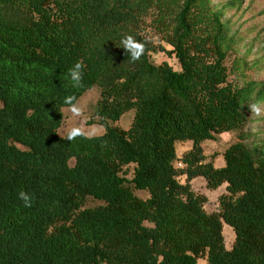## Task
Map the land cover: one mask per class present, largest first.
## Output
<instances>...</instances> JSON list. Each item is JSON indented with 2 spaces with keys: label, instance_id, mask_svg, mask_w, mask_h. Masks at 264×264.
<instances>
[{
  "label": "trees",
  "instance_id": "16d2710c",
  "mask_svg": "<svg viewBox=\"0 0 264 264\" xmlns=\"http://www.w3.org/2000/svg\"><path fill=\"white\" fill-rule=\"evenodd\" d=\"M246 1L0 0V264H264V141L246 130L264 80L230 63L242 37L232 12ZM127 35L145 44L138 61ZM160 52L180 69L157 63ZM94 87L105 131L70 142L64 99ZM131 111L129 128L115 125ZM232 131L216 167L203 143ZM197 177L227 184L218 211L205 209Z\"/></svg>",
  "mask_w": 264,
  "mask_h": 264
},
{
  "label": "rangeland",
  "instance_id": "374dc122",
  "mask_svg": "<svg viewBox=\"0 0 264 264\" xmlns=\"http://www.w3.org/2000/svg\"><path fill=\"white\" fill-rule=\"evenodd\" d=\"M226 0H214L216 3H222ZM236 13L234 17L235 29L241 34L240 45L237 46L236 51L230 59V63L234 62V66H239L240 73L244 74L245 79L264 80V0H247L242 9L234 10ZM230 16H232L230 14ZM158 38H156V41ZM167 49L171 47L164 44ZM157 63L167 61L175 70L180 69L178 60L174 56H169L164 52L155 54L153 56ZM260 62V69H255V63ZM237 74V73H236ZM234 74V76H236ZM100 98V89L94 87L88 90L77 101L78 105L82 108L81 117H73L69 111V106L62 108L64 116L63 124L59 129L60 136H65L67 130L73 125H80L88 131L91 136L104 133V127L98 123V118L95 117L94 111ZM134 112L125 113L115 125L122 128H129L133 121ZM250 133L252 139L257 141H264V114L257 117L252 115V120L246 128ZM238 139V131L224 132L218 135L215 140H207L203 143L204 153L207 156V161H212L216 167L225 165L223 153L225 149ZM192 148L191 141L179 142L177 144V154L179 161L182 160L184 154ZM179 164V163H178ZM180 180L185 182V176ZM226 185L223 184L218 189L212 190L207 187L204 177H197L192 181V187L195 192L207 196L208 201L205 204L207 212L212 213L219 209V198L222 194L226 193ZM135 193L146 199L149 193L144 190H135ZM101 202L90 199L87 207H95ZM235 231L231 226L224 222V237L226 246L231 249L235 241ZM205 260H200L199 264H205Z\"/></svg>",
  "mask_w": 264,
  "mask_h": 264
},
{
  "label": "clouds",
  "instance_id": "9594fccd",
  "mask_svg": "<svg viewBox=\"0 0 264 264\" xmlns=\"http://www.w3.org/2000/svg\"><path fill=\"white\" fill-rule=\"evenodd\" d=\"M123 49L130 56L131 61H138L145 51V44L141 41L136 40L132 35H127L121 40ZM83 68L84 65L77 61L73 67L68 70V77H70L73 88H80L83 86ZM64 103L69 106V111L73 117L82 116V108L76 102L74 95L66 96ZM248 109L251 115L261 116L264 114V101H258L256 103L248 105ZM78 138H91V134L80 125H73L66 132V139L70 142L76 141ZM18 198L22 202L24 207H31L33 202V196L31 193L26 191H20Z\"/></svg>",
  "mask_w": 264,
  "mask_h": 264
},
{
  "label": "crops",
  "instance_id": "0c3cea01",
  "mask_svg": "<svg viewBox=\"0 0 264 264\" xmlns=\"http://www.w3.org/2000/svg\"><path fill=\"white\" fill-rule=\"evenodd\" d=\"M206 264V263H205Z\"/></svg>",
  "mask_w": 264,
  "mask_h": 264
}]
</instances>
